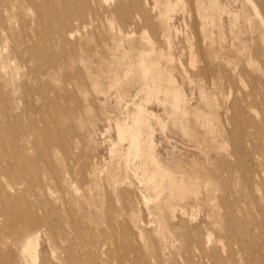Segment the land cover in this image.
<instances>
[{
    "label": "rangeland",
    "instance_id": "rangeland-1",
    "mask_svg": "<svg viewBox=\"0 0 264 264\" xmlns=\"http://www.w3.org/2000/svg\"><path fill=\"white\" fill-rule=\"evenodd\" d=\"M31 236L37 264H264V0L0 17V264H32Z\"/></svg>",
    "mask_w": 264,
    "mask_h": 264
},
{
    "label": "bare ground",
    "instance_id": "bare-ground-1",
    "mask_svg": "<svg viewBox=\"0 0 264 264\" xmlns=\"http://www.w3.org/2000/svg\"><path fill=\"white\" fill-rule=\"evenodd\" d=\"M30 2V1H29ZM32 3V2H31ZM19 4V0H0V17L3 19H8L10 16V12ZM22 4V3H21ZM145 60H141L142 71L145 74H150L153 72V69L150 67H145ZM142 113V110H138V117L135 120L132 127H121L119 126V135L121 140H128L130 142V150L135 151V153H139L141 150V137L139 131V125L142 123L141 118H139ZM150 162H146L150 167H146L145 174L147 176L146 182L148 186L152 189H156L157 187H162L164 184V179L166 178V173H161V166L155 159L152 151L149 153ZM144 156V155H143ZM38 241L37 237L31 236L29 237L23 244L22 250L24 253L28 254L32 259V264H37L38 260ZM65 264H70L69 258L64 262Z\"/></svg>",
    "mask_w": 264,
    "mask_h": 264
}]
</instances>
